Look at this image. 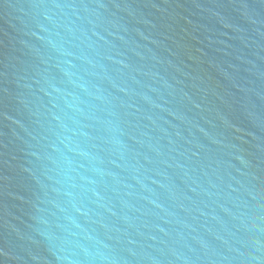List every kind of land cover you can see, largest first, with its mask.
Instances as JSON below:
<instances>
[{
    "label": "water",
    "instance_id": "obj_1",
    "mask_svg": "<svg viewBox=\"0 0 264 264\" xmlns=\"http://www.w3.org/2000/svg\"><path fill=\"white\" fill-rule=\"evenodd\" d=\"M0 264H264V0H0Z\"/></svg>",
    "mask_w": 264,
    "mask_h": 264
}]
</instances>
